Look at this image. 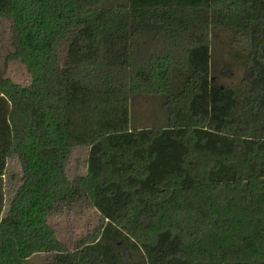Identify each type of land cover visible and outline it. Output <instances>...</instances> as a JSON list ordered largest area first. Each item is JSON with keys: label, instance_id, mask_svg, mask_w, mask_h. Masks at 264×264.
Returning a JSON list of instances; mask_svg holds the SVG:
<instances>
[{"label": "trees", "instance_id": "obj_1", "mask_svg": "<svg viewBox=\"0 0 264 264\" xmlns=\"http://www.w3.org/2000/svg\"><path fill=\"white\" fill-rule=\"evenodd\" d=\"M0 20L30 78L0 77V264H264V0H0ZM215 28L238 86L211 79ZM137 95L164 97L165 127L131 128ZM82 197L98 225L70 250L48 218Z\"/></svg>", "mask_w": 264, "mask_h": 264}, {"label": "rangeland", "instance_id": "obj_2", "mask_svg": "<svg viewBox=\"0 0 264 264\" xmlns=\"http://www.w3.org/2000/svg\"><path fill=\"white\" fill-rule=\"evenodd\" d=\"M232 32L223 29L211 31V79L220 86L241 84L244 78V68L239 66L231 45ZM10 23L0 20V77L8 78L15 84L27 86L30 78L25 68L17 61L8 60L11 53ZM235 57V58H233ZM168 109L164 106L163 96L137 95L130 104V126L132 129L165 127ZM88 149L77 148L71 152L66 165V173L70 179L83 176L86 173V159ZM23 170L20 160L13 156L7 161L6 172L3 177L5 207L8 209L10 200L21 185ZM99 215L84 198L75 203L57 207L49 216L48 222L56 232L58 239L68 249H72L77 241L88 235L98 225ZM126 260L140 262L138 253L124 251ZM53 258L52 254H37L29 258L24 264H46Z\"/></svg>", "mask_w": 264, "mask_h": 264}]
</instances>
